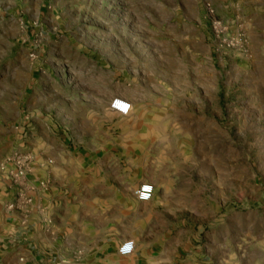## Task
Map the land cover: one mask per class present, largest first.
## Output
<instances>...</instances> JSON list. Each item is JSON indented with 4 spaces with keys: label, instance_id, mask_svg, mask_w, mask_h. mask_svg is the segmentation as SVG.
<instances>
[{
    "label": "rangeland",
    "instance_id": "1",
    "mask_svg": "<svg viewBox=\"0 0 264 264\" xmlns=\"http://www.w3.org/2000/svg\"><path fill=\"white\" fill-rule=\"evenodd\" d=\"M101 116L173 264H264V0H0V169Z\"/></svg>",
    "mask_w": 264,
    "mask_h": 264
},
{
    "label": "crops",
    "instance_id": "2",
    "mask_svg": "<svg viewBox=\"0 0 264 264\" xmlns=\"http://www.w3.org/2000/svg\"><path fill=\"white\" fill-rule=\"evenodd\" d=\"M62 116L67 118L65 111ZM68 120L64 134L55 121L51 136L44 121L45 131L33 138L40 153L32 154V178L45 187L29 193L28 212L6 209L18 188L7 168L0 169V264H173L171 250H159L150 229L156 200L139 202L124 169L102 161L108 158V121L104 116L85 125ZM127 240L134 242L133 252L120 256ZM179 264L195 263L185 257Z\"/></svg>",
    "mask_w": 264,
    "mask_h": 264
},
{
    "label": "built area",
    "instance_id": "3",
    "mask_svg": "<svg viewBox=\"0 0 264 264\" xmlns=\"http://www.w3.org/2000/svg\"><path fill=\"white\" fill-rule=\"evenodd\" d=\"M33 156L32 154L14 153L8 156L1 168H7L8 177L12 187H17L14 200L7 204L6 209L10 211L19 210L28 212L32 204V198L29 193L35 192L34 180L31 179L33 173ZM43 185V182H41ZM155 187L150 182H142L134 191L135 198L142 203L152 200ZM134 242L125 241L118 249L120 256H128L133 252ZM22 260V259H21Z\"/></svg>",
    "mask_w": 264,
    "mask_h": 264
}]
</instances>
